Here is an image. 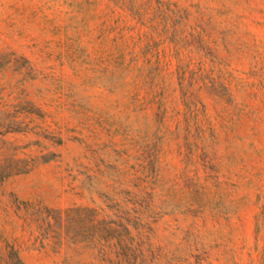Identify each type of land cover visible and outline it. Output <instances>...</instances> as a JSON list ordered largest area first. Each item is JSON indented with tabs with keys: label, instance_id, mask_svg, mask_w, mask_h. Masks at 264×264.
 Wrapping results in <instances>:
<instances>
[{
	"label": "rangeland",
	"instance_id": "374dc122",
	"mask_svg": "<svg viewBox=\"0 0 264 264\" xmlns=\"http://www.w3.org/2000/svg\"><path fill=\"white\" fill-rule=\"evenodd\" d=\"M0 264H264V0H0Z\"/></svg>",
	"mask_w": 264,
	"mask_h": 264
}]
</instances>
